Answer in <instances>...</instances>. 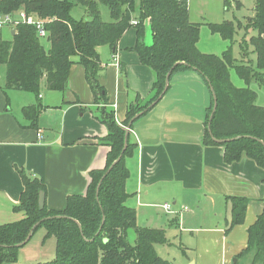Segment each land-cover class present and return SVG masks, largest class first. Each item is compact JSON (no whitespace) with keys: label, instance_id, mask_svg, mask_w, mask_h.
I'll return each instance as SVG.
<instances>
[{"label":"trees","instance_id":"1","mask_svg":"<svg viewBox=\"0 0 264 264\" xmlns=\"http://www.w3.org/2000/svg\"><path fill=\"white\" fill-rule=\"evenodd\" d=\"M98 1L108 8L109 21L102 20L96 0H0V13L24 10L36 14L46 20L47 30L46 46L37 37L35 28L26 24L18 25L9 39L0 37V66L5 70L2 93L6 96L7 90L15 89L38 96L43 78L48 90L63 91L76 57L84 69L94 103L103 105L98 115L108 132L99 141L109 147L105 166L89 171L85 193L67 195L60 210L50 209L46 203L39 209L38 197L40 192L45 193V185L23 169L18 170L23 189L13 210L21 213V217L0 224V264L16 261L18 249L40 227L45 229V238L54 237L55 256L34 264H172L155 250L156 244L167 242L165 231L138 225L135 209L125 204L128 197L125 183L129 176L125 158L136 147L129 136L122 152L125 128L159 96L169 72L171 77L178 71L194 69L210 88L211 103L204 121L202 144L222 146L225 163L238 161L245 155L264 168V107L256 104V92L249 86L254 82L264 87V0L254 1L253 16L245 27L256 31L249 40L255 53L254 62H236L231 46L221 54L199 51L196 43L201 23L189 20L188 0H139L136 17L134 0ZM73 7L83 9L87 16L74 18ZM134 19L136 23L132 22ZM206 25L226 40H231L236 31L231 20ZM130 27L136 34L132 50L141 64L153 70L154 81L151 96L146 102L138 98L130 103L119 125L112 109L106 108V91L98 80L102 64L97 47L115 48ZM240 47L242 56L244 47L241 44ZM230 68L245 86L234 85ZM41 109L39 103L22 107L30 126H37ZM227 201L230 218L225 233L243 222L248 203L245 197L238 196H228ZM262 201V212L249 226L247 246L240 254L250 253L251 264L263 263L264 197ZM130 233L134 234L133 242L129 240ZM29 234L30 238L22 243Z\"/></svg>","mask_w":264,"mask_h":264},{"label":"crops","instance_id":"2","mask_svg":"<svg viewBox=\"0 0 264 264\" xmlns=\"http://www.w3.org/2000/svg\"><path fill=\"white\" fill-rule=\"evenodd\" d=\"M188 18L201 23L196 43L199 51L221 54L230 45L209 30L206 23L212 21L193 19L190 12ZM145 25L148 39L147 20ZM12 32L5 29L1 38L9 39ZM215 35L221 39L217 49L206 40ZM135 41L131 27L115 48L97 47L102 64L98 80L118 124L125 119L130 103L151 96L154 72L132 50ZM45 89L16 112L0 101V224L21 217L13 210L23 189L19 169L38 178L45 185L47 207L60 210L67 195L85 193L90 170L105 166L109 147L99 139L108 129L99 119L98 105L77 58H73L63 91L48 90L46 85ZM36 103L42 109L37 126L32 127L22 107ZM210 103V88L197 71L189 68L171 75L167 91L128 132L136 147L125 158L129 170L125 204L135 209L138 225L163 229L167 245L179 240L181 254L167 252L169 258L163 257L172 264H251L250 253L240 254L247 246L249 226L263 209L264 168L245 155L225 163L222 146L202 144ZM38 132L42 138L37 137ZM45 132H49L48 138L52 136L50 140L43 137ZM131 195L134 202L129 204ZM228 196L245 197L248 203L243 222L225 233L230 218ZM164 203L172 205V212L154 210L157 215L164 213L165 219L154 217L151 208H161ZM49 241L50 248L54 247L55 239Z\"/></svg>","mask_w":264,"mask_h":264},{"label":"rangeland","instance_id":"3","mask_svg":"<svg viewBox=\"0 0 264 264\" xmlns=\"http://www.w3.org/2000/svg\"><path fill=\"white\" fill-rule=\"evenodd\" d=\"M255 0H189L188 5V12H190V16L193 19L198 21L209 20L214 23L222 22L223 20H231L234 25L236 26V31L233 34L231 40H229V46H231L232 56L236 59V62H246L250 60V58L255 61V53L253 52V47L250 44V37L256 35V31L251 27L245 28L246 24L249 22V18L253 16V7H254ZM97 7L100 13V16L103 21L110 20V12L105 4L101 3L100 1L96 0ZM139 7V0H134V17L137 16ZM71 15L76 18H83L86 17V12L79 7H73L71 10ZM201 19V20H199ZM132 22H136V20H132ZM131 28V27H130ZM132 32V30H130ZM6 36L7 33H5ZM264 39V35L262 36ZM217 38V39H213ZM44 46L47 43L44 39H40ZM207 41H209L210 45L217 49L219 47V40L218 35L214 37L208 36ZM240 44L244 47V54L241 56V47ZM230 78L231 81L236 86H245V83L242 79L238 77L235 70L230 68ZM4 67L0 66V101L8 104L9 107L13 111H18V107H20L24 103L33 102L36 100V95L30 91H18V90H9L7 91L6 96L2 93L1 88L4 86ZM255 92H256V104L264 107V87L257 85L256 83L252 82L249 85ZM45 84L44 78L42 79L39 91L41 95L45 92ZM142 102H146V100H142ZM97 112L101 114V108L103 107L101 102L97 104ZM107 108V106H106ZM118 124V123H117ZM121 125V124H119ZM124 127V126H123ZM126 130V128H125ZM129 201L134 202L133 195L130 196ZM131 202H129L130 204ZM151 210L153 211V216L160 217V219H165V215L159 214L157 215L156 211H163L161 208L152 207ZM156 210V211H154ZM137 224H140V218H138ZM165 222V221H164ZM45 229L44 227H40L36 230L30 242L25 246H21L18 249L17 259L16 261L9 263V264H34L37 262H44L52 260L55 256V246L50 248V241L54 242V237H44ZM129 240L131 242L134 241V234L130 233ZM52 244V243H51ZM168 243L159 244L156 246L157 254L162 258H169V254H177L178 256L181 254V250L183 249L179 244V240L174 241L170 245ZM165 246V247H163ZM191 250V249H190ZM164 258V259H165ZM166 260V259H165Z\"/></svg>","mask_w":264,"mask_h":264},{"label":"built area","instance_id":"4","mask_svg":"<svg viewBox=\"0 0 264 264\" xmlns=\"http://www.w3.org/2000/svg\"><path fill=\"white\" fill-rule=\"evenodd\" d=\"M46 20L39 18L36 14H30L24 10H18L9 13H0V37L5 29L13 30L20 24L31 25L35 28L36 35L40 39H44L47 36V30L45 28ZM136 23V22H133ZM38 138H42L40 132L37 133ZM166 212H172V205L170 203H164L160 205ZM187 209V207H184Z\"/></svg>","mask_w":264,"mask_h":264},{"label":"water","instance_id":"5","mask_svg":"<svg viewBox=\"0 0 264 264\" xmlns=\"http://www.w3.org/2000/svg\"><path fill=\"white\" fill-rule=\"evenodd\" d=\"M12 34H13V32H12ZM169 77H170V72L166 75L165 85H164V87H163L162 92L159 94V96H158L154 101H152V102L148 105V107H147L146 109H144L143 111H141V112H139L137 115H135L134 118L130 121L129 125L126 127V134H125V140H124V147H123L122 152L124 151L125 146H126V141H127V138H128V132H129V130H130V125H131L132 121H133L134 119H137V118H138L139 116H141L146 110H148L149 108H151L153 105H155V104L158 102V100L163 96V94H164V93L167 91V89H168ZM214 107H215V103H214ZM213 109H214V108H213ZM48 135H50L49 132H45V133L43 134V137H44L46 140H50V138H52V136H51L50 138H48ZM121 156H122V153H121L120 157H121ZM120 157H119V158H120ZM119 158H118V159H119ZM44 203H45V194H44L43 192H40V193H39V197H38V207H39V209H42V208L44 207ZM34 227H35V226H34ZM29 238H30V234L26 237V239H25L22 243H25ZM233 261H235V259H234Z\"/></svg>","mask_w":264,"mask_h":264}]
</instances>
